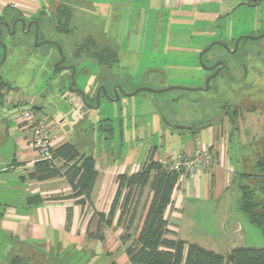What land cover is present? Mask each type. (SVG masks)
<instances>
[{
    "label": "rangeland",
    "instance_id": "374dc122",
    "mask_svg": "<svg viewBox=\"0 0 264 264\" xmlns=\"http://www.w3.org/2000/svg\"><path fill=\"white\" fill-rule=\"evenodd\" d=\"M19 2H24V0H19ZM39 2L44 3V0H39ZM242 4L237 7V13L233 20L235 26L234 22H231L233 27L224 28L226 24L220 23V29L217 33L205 36L204 34L194 35L192 32L190 33L185 26H182L168 13L164 14L163 17L160 16L157 21H151V19L147 21L140 5H134L133 8L131 6L130 8L126 6L112 7L113 15L111 16V10H108V7L105 8L106 13L99 15L97 12L87 11L86 9H89V6H79L83 12L79 13L81 11H79L78 6L75 7V3L72 4V8H77V10L74 9L69 24L72 33L70 41H65V37L59 33L56 34L53 29L45 30L42 36L58 42L68 60L70 59L69 54L73 51L71 43L75 44L80 40L82 41V38L87 34H90L96 40L101 36V42L109 44L111 48L118 52L119 56L118 61L111 70L102 69L101 71L103 81L101 80L100 83L107 86L110 95V87L114 84L120 85L124 90L123 92L128 94L140 88L152 90L174 86L197 88L199 82L193 79L202 77L204 74L202 67L199 65L198 56L205 47L218 40L231 43L232 39L241 36L260 35L259 32L255 31L256 27L264 30V4L251 6L245 0H242ZM116 11L117 13H124L119 18L115 13ZM14 12L18 13L17 10ZM51 13L54 14L52 10ZM116 16L119 19H116ZM3 33L1 42L6 45L7 58L4 64L0 66V83L4 84L0 91L5 94L2 96V92H0V111L5 112L8 108H12L9 101L13 104L21 100L26 104L42 106L43 109L36 111V113L39 112V117H45L47 123L50 124L51 121L54 123L57 120L50 117L51 115L58 116V118L65 117L62 116L64 115L62 108L70 109L69 106L74 104L71 102L72 98L77 100L78 105L85 110L89 109V106L94 107L97 105V101L90 100L88 97L87 102H84L79 95L62 91L63 85L61 83L65 79L63 81L59 80L58 77L62 74L55 72V62L58 58L56 48L50 45H45L46 47L36 46L33 31L26 34V32L23 33L18 30L16 34H8L4 30ZM185 34H192L193 37H186ZM219 49L215 47L212 52ZM248 50L250 53L247 52ZM256 50H260V54L257 56L254 54ZM245 53H247L245 61L248 69L246 78L243 81L233 82L226 79V77H219L212 83L213 92L211 93L174 90L164 94L140 92L133 97L120 95L117 101H110L107 97L101 98L98 109L93 112L94 117L92 119L93 122L97 119V148L102 146V150H110L112 148L118 149L120 140L117 126L120 119L127 118L128 123L131 125L130 138L135 154L134 162L141 163L147 146H156L158 154L162 156L171 152L180 153L186 145V139L184 138L189 135L187 130L175 131L160 126V109L157 110V106L160 102L166 101L167 97L181 96L182 99L200 98L202 101H207L208 106L205 108L207 111L205 112L204 109V114L209 111H212L213 114L219 112L220 98L225 99L227 101L225 103H236L240 106L241 117L236 121H232L237 128L232 130L229 125L231 121H227V119L224 120V126L222 127L223 132L232 131L233 133L229 142L223 141L222 144L226 145L225 155L236 172L233 179L234 186L221 197L210 198L208 203L203 204V207L205 206L211 214H215L214 209L217 208L219 210L222 208L225 210L230 209V217H240L239 219L244 225L242 232H230L226 236L221 228L219 232L214 231L218 237L219 250H225L227 244L234 246L231 245L232 243L235 246L264 247V234L253 226L246 215L238 209L240 193L236 180H239L240 174L255 175V160L264 155V38L258 41L243 40L238 55L234 56L237 58H234V60L243 57ZM206 55L203 56L204 62ZM83 56L84 59L87 57V55ZM1 57L2 48L0 47V61ZM234 60L230 58L232 63ZM81 67L87 68L89 74L97 72V66L92 60H85ZM151 69H160L164 74L163 79L150 72ZM82 81V78L77 79V87H83ZM93 83L94 85L90 86L91 90L97 87V79ZM19 98L20 100H18ZM53 99L56 101L51 102ZM62 99L66 102L62 105L63 107L58 104V101H63ZM47 106L51 109L55 108V111L48 110ZM161 111L166 113V105ZM195 111L202 112L200 109ZM189 112L190 115L194 114L193 110ZM181 114H184V110L177 113L178 116ZM20 115H17L18 118H20ZM7 123L12 133L13 138H10L13 142L20 137V126L14 120ZM83 125L81 123V125H76L74 128L71 127L70 122L65 121L62 127L54 126V131L51 130V137L58 135V131L65 137L69 134L73 136L74 132L77 131L75 129L85 127ZM184 125L185 123H181V126ZM88 127V131L84 134L87 136L94 133L95 125L92 124ZM100 134H103V141H101ZM200 144H207L205 137L200 139L197 145ZM250 180L251 178H249ZM254 201L264 205V194H257ZM215 220L216 217L214 222ZM202 221L205 225L194 229L193 231H198L192 234L196 235V232H198L197 238L199 236L206 239V237L209 238L208 235L210 234L204 228L206 225H209V227L214 225V222L213 219ZM229 222L232 223L233 221L229 220ZM184 232L188 234L187 231ZM205 232L207 235L202 234ZM51 254L50 252L42 254L28 250L23 253V256H25L23 258L26 261L28 260L26 264H55L51 259L53 256ZM1 256L2 250H0ZM13 256L20 255L14 254L11 258ZM4 257L10 264L11 258L8 257L7 253L4 254Z\"/></svg>",
    "mask_w": 264,
    "mask_h": 264
},
{
    "label": "crops",
    "instance_id": "0c3cea01",
    "mask_svg": "<svg viewBox=\"0 0 264 264\" xmlns=\"http://www.w3.org/2000/svg\"><path fill=\"white\" fill-rule=\"evenodd\" d=\"M14 3L17 4V10L21 13L12 12L10 13L12 17L26 15L41 6H47L53 11L62 3L71 7L76 3L75 7L78 6V8L79 6H89L87 11L97 12L99 15L106 13V7L111 10L116 6L128 8L131 6L133 8L134 5H140L147 21L150 19L157 21L160 16L163 17L168 13L182 26H185L190 33L192 32L194 35L199 33V35L204 34L205 36L217 33L220 23L226 24L224 28L233 27L231 22H234L235 26L233 20L237 13V7L243 5L242 0H44V3L39 0H24V2L0 0V18L6 13V9ZM255 4H264V0ZM74 9L77 10V8H73L71 15L74 14ZM79 11H81L79 13H83L80 8ZM110 12L112 16L113 10ZM123 13H117V16L120 18ZM117 16L116 19H119ZM255 31L259 32L258 34L264 33V30L257 29V27ZM185 36L193 37L192 34H185ZM61 77L64 78L65 75L62 74L58 78L62 79ZM4 95L2 92V96ZM71 100L75 105H70V109H64L62 106L66 104L65 100L58 101V104H61L59 106L64 110L62 116L65 117L58 118V116L50 114V117L57 120L54 123L51 121L48 125L51 130L54 126L62 127L65 121L70 122L71 127L74 128L81 123L85 125V127L75 129L77 131L73 136L69 134L65 137L58 131V135L52 137V147L55 150L70 143L80 154L93 158L95 177L88 199L74 198L73 190L65 176L45 181L30 179L29 174L34 170L33 161L36 159L35 154L27 146L30 131L21 123L17 116L19 113L7 114L16 109L14 104L10 103L12 108H8L7 111H0V243H2L0 244V250H2L0 264H9L7 259L5 260V253L9 258L14 254L25 257L23 253L28 250L42 254L52 253V258H49L55 264H131L125 253V248L139 235L152 192L149 187L139 191L136 198L135 215L131 226L127 227L126 221H124L125 216L121 217V209L117 208L111 219L107 217L117 189L115 180L119 175H131L139 171L149 156H152L155 162L161 154H158L156 146H147L142 162H134L135 154L130 138L131 125L127 118L120 119L117 126L120 140L118 149L102 150V146L97 148V119L95 122L92 121L93 112L96 109L87 108L85 110L78 105L77 100L74 98ZM55 101L53 99L51 102ZM178 105L182 106V103L179 102ZM23 106L35 105L23 103ZM37 107L43 109L42 106ZM188 108L186 114L177 115V119L182 123H185L186 120L199 119L200 113L197 111H193L194 114L190 115L189 111L194 110V106L190 105ZM47 109L53 112L55 108L48 107ZM206 111L207 109H205ZM34 112L36 113V111ZM37 113V116H40L39 112ZM213 116V112L209 111L205 113L204 117L211 119ZM41 118L45 117L41 116ZM13 120L20 126L21 134L12 142L11 138L13 137L7 122ZM92 124L95 125L94 133L88 136L84 135L88 131V126H92ZM223 126L224 124L221 127L214 125L208 129L188 131L189 135L184 138L186 145L180 153L193 154L195 151H205L211 148L216 153L217 161L210 170L198 172L193 179L179 180L177 190L172 196V203L165 211L168 230L165 238L180 239L226 256L232 249L243 246H235L232 243L231 245L234 246L227 244L225 250H219L218 237L214 231L219 232L221 228L226 236L230 232H242L244 225L240 221V217H230V209L219 210L217 208V211L214 209L215 214H211L205 206L203 207V204L208 203L210 198H219L234 186L233 179L236 172L225 155L226 145L222 144L223 141L229 142L233 133L232 131L223 132ZM203 133L204 135H202ZM100 136L103 141V134ZM204 137L207 144L197 145ZM212 146L214 147L212 148ZM81 199L83 203L80 204L78 201ZM238 209L240 210L239 207ZM102 214L104 217L100 216ZM231 218L233 219L231 220ZM211 219H213L214 225L210 227L206 225L204 228L206 232H209V238L203 239L199 236L197 238L198 232L196 235L192 234L198 231H193L194 229L205 225L202 220L210 221ZM229 220L233 222L230 223ZM184 231H187L188 234ZM206 232L202 234L207 235ZM123 236L129 237L125 243L121 240ZM27 261L26 263H28Z\"/></svg>",
    "mask_w": 264,
    "mask_h": 264
},
{
    "label": "trees",
    "instance_id": "16d2710c",
    "mask_svg": "<svg viewBox=\"0 0 264 264\" xmlns=\"http://www.w3.org/2000/svg\"><path fill=\"white\" fill-rule=\"evenodd\" d=\"M62 30L63 27L59 24L57 31L61 33ZM101 52L100 61L106 65L116 57V53L111 49L103 48ZM92 58L97 59V56L93 54ZM3 86L4 84L0 83V88ZM54 157L63 161L61 168L51 169L45 162H36L33 172L29 174L30 179L45 181L65 176L73 190V197L88 199L95 177L93 158L80 154L70 143L55 149ZM254 169L255 175L240 174L239 180L236 179L240 193L238 203L248 221L264 234V205L254 201L257 194H264V155L255 160ZM115 181L117 189L107 217L111 219L119 208L121 217L125 216L127 227L131 226L134 218L139 191L149 187L152 192L139 235L125 248L131 264H264V247H236L223 256L180 239H166L168 230L165 211L172 203L179 176L166 171L153 161L152 156H149L139 171L131 175H119ZM82 201L81 199L78 202L81 204ZM100 216L104 217L103 214ZM128 239V236L121 237L123 243ZM10 264H26V260L13 256Z\"/></svg>",
    "mask_w": 264,
    "mask_h": 264
},
{
    "label": "flooded vegetation",
    "instance_id": "af4514ba",
    "mask_svg": "<svg viewBox=\"0 0 264 264\" xmlns=\"http://www.w3.org/2000/svg\"><path fill=\"white\" fill-rule=\"evenodd\" d=\"M72 9L73 8L71 6L62 3L57 9L52 11L55 15L51 13V10L49 9V7L47 8V6H41L37 10H33L31 13H27L26 15L22 14V16L12 17L10 13L16 11L17 9L7 8L6 13L0 18V24L4 22L8 23L9 28L7 29L3 25H0V32H1L0 39L1 38L3 39L4 30L8 34L10 33L16 34L18 30L22 31L23 33L28 31L27 32L28 34L33 31L34 39H35L36 26L34 24L37 23L38 34H37V39L35 40V42L37 45L40 44V46L38 47L50 45L56 48V52L58 55L57 61L55 62L56 65L62 60V58H64V61L61 64H59V66H57L60 69L58 70L55 69V72H57L58 74L65 75L64 78L62 79L59 78L61 81L65 79V81L61 83L63 85V87L61 88L62 91H66L71 94L79 95L80 99L83 100L82 94L78 92H75V93L70 92L71 84L73 81H75V85L73 86L72 90L73 91L78 90V89L82 90L84 92V101L87 102V97H88L90 100L97 101V104L99 107V101L101 98L107 97L108 99H110V101H114L116 96H118V99H119V96L123 95L121 93V90H123V88L120 85L114 84L113 86H111L110 87L111 95H110L108 92L107 86L104 85L103 83H100V81L102 80V73H101L102 69H108V70L112 69L113 65L118 61V58H119L118 52L114 50L113 48H111L109 44L102 43L100 39L101 36L99 39L97 38L96 40L94 37H91L90 34H87L85 37L82 38V41L80 40L75 44L71 43L73 51L71 54H69L70 59L68 60L67 56H64L63 50L58 42L50 40L49 38H46V37L44 38L42 36V33L48 29H53L56 33H59L57 31V27L59 26V24H61L63 27V30L59 34L65 37V41H68V40L70 41V37H72V33L70 30L71 28L69 27V24L71 21V10ZM17 11L20 12L19 10ZM21 20L25 21L24 27L21 23ZM54 22H56V24H54ZM28 23H32L29 30H28ZM97 37L99 36L97 35ZM238 38L232 39L231 43L218 40L217 42L224 43L227 46V48L222 45L214 46L208 52L204 53V54H207L205 62L203 61L204 54L202 55L201 60H202L203 65L207 68H212V67L213 68L210 70H207L203 68L199 62V65L200 67H202L204 74L202 75V77L193 79L199 82V86L197 88H200V87L204 88L206 80L212 77L213 75L215 76L210 79L209 89L205 91V93L213 92L212 83L215 82L219 77L221 78L226 77V79L231 80L233 82H240L246 78L248 68L246 65L245 56L247 53H245L243 57L234 60V58H237L234 56L238 55L240 51L241 42L243 41L241 40L237 48L235 49V41ZM207 47H205V49ZM215 47H218L220 49L218 51L212 52V50ZM103 48L111 49L116 53V57L113 58L112 61L108 65H106L105 62L100 61V57H102L101 51ZM247 52L250 53L249 50ZM93 54L97 56V59L92 58ZM254 54L255 56L260 54V50H256ZM83 55H87V57L84 59ZM230 58L234 60L233 63L230 61ZM93 59L96 62L97 72H93L89 74L87 68H83L81 67V65L85 60H93ZM198 61H199V56H198ZM150 72L157 74L158 78L163 79L164 77V74L160 69H153ZM79 78L83 79L82 81L83 87H77V79ZM96 79H97V87L91 90L90 86L94 85L93 82L96 81ZM168 88H171V87H167V88L160 89V90H154V91H163ZM89 91H93V92L90 93ZM171 91H174V90L164 91V92H149V93L164 94V93L171 92ZM181 91H185V90H181ZM144 92H147V91H144ZM185 92H188V91H185ZM199 92H203V91H199ZM180 101L182 103V106L178 105ZM219 102H221L219 104L220 111L216 112L213 118L205 119L204 117L205 114L203 113V110L208 106L207 101H202V99L200 98L188 100V99H182L181 96H169L167 97L166 101L160 102L158 106L156 105L157 110L160 109V114H159L160 115L159 121L161 122L160 126L169 129L171 125H181L182 122L179 119H177V113L184 110V114H186V112L189 110L188 107L192 105L195 107L193 111L198 110V109L202 110V112H200L199 119L197 120L191 119V120H186V121L184 120L185 121L184 126L192 128V131H198V130H202L206 128L208 129L214 125L221 127L222 124H224V119H227V121H231V124L229 125L232 130L236 129L237 127H235L232 121H236L238 120L239 117H241L240 106L236 103H231V104L225 103L227 101H225V99L223 98H220ZM21 103L22 105L18 107L23 106V102ZM165 105H166V113L161 111L163 110V107ZM18 107H15V108L17 109ZM196 123H200V124H196ZM195 129H198V130H195Z\"/></svg>",
    "mask_w": 264,
    "mask_h": 264
},
{
    "label": "built area",
    "instance_id": "2783aa9c",
    "mask_svg": "<svg viewBox=\"0 0 264 264\" xmlns=\"http://www.w3.org/2000/svg\"><path fill=\"white\" fill-rule=\"evenodd\" d=\"M249 4H255L261 0H245ZM17 4L9 6L17 9ZM11 103V101H9ZM16 107L22 105L21 101L13 103ZM20 121L25 128L30 131L27 146L35 154L36 162H45L51 169L61 168L63 161L54 157L52 147L51 129L45 118L37 116L34 111L19 113ZM216 153L208 149L205 151H195L193 154L166 153L155 160L166 171L176 173L180 179H193L200 171L210 170L216 163ZM177 190V189H176Z\"/></svg>",
    "mask_w": 264,
    "mask_h": 264
},
{
    "label": "water",
    "instance_id": "95a60500",
    "mask_svg": "<svg viewBox=\"0 0 264 264\" xmlns=\"http://www.w3.org/2000/svg\"><path fill=\"white\" fill-rule=\"evenodd\" d=\"M255 5H257V4H255ZM255 5H251V6H255ZM16 22V21H15ZM14 22V23H15ZM21 23H22V25H23V27H24V25H25V21L24 20H21ZM31 24L32 23H28V30L30 29V26H31ZM0 25H3L5 28H9V25H8V23H1ZM35 26H36V33H35V40L37 39V34H38V25H37V23H35L34 24ZM28 32V31H27ZM26 32V33H27ZM0 35H1V32H0ZM264 38V33H262V34H260V35H257V36H241V37H239L236 41H235V49L237 48V46H238V44H239V42L241 41V40H249V41H258V40H261V39H263ZM219 45H222V46H224V47H226L227 48V46L224 44V43H221V42H217V41H215V42H212L206 49H204L200 54H199V62H200V65L203 67V68H205V69H207V70H210V69H212V68H207V67H205L204 65H203V63H202V60H201V57H202V55L205 53V52H208L211 48H213L214 46H219ZM0 46H1V48H2V57H1V61H0V66L1 65H3L4 64V62L6 61V58H7V49H6V45L3 43V42H1V40H0ZM37 46H40V44L39 45H37ZM61 53V52H60ZM64 61V58H62V60L59 62V63H57V65H56V67H55V69L56 70H58V69H60V68H58L57 66H59V64H61L62 62ZM215 75H213L212 77H214ZM212 77H210V78H208L207 80H206V82H205V87L204 88H187V87H171V88H168V89H165V90H163V91H154V90H151V89H147V88H140V89H137L136 91H134L133 93H130V94H128V93H125V92H123V90H121V93L123 94V96L124 97H133V96H135V95H137L138 93H140V92H144V91H147V92H164V91H170V90H185V91H203V92H205V91H207L208 89H209V81H210V79L212 78ZM75 85V81H73L72 82V84H71V88H70V92H78V93H80V94H82V96H83V101H84V92L82 91V90H75V91H73L72 90V88H73V86ZM118 100V96H116V98H115V100L114 101H117ZM85 102V101H84ZM98 108V104L95 106V107H91V106H89V109H97ZM39 110H41V107H37V106H22V107H18L17 109H14V110H11L10 112H8L7 114L8 115H12V114H18V113H22V112H27V111H39ZM169 129H171V130H175V131H184V130H187V131H192V128H189V127H186V126H181V125H171V127L169 128ZM195 130H198V129H195Z\"/></svg>",
    "mask_w": 264,
    "mask_h": 264
}]
</instances>
